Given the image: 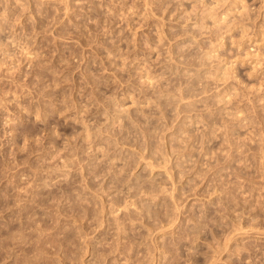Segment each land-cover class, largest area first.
<instances>
[{"label":"rangeland","instance_id":"obj_1","mask_svg":"<svg viewBox=\"0 0 264 264\" xmlns=\"http://www.w3.org/2000/svg\"><path fill=\"white\" fill-rule=\"evenodd\" d=\"M0 264H264V0H0Z\"/></svg>","mask_w":264,"mask_h":264},{"label":"bare ground","instance_id":"obj_2","mask_svg":"<svg viewBox=\"0 0 264 264\" xmlns=\"http://www.w3.org/2000/svg\"><path fill=\"white\" fill-rule=\"evenodd\" d=\"M154 1V0H153ZM96 12V11H95ZM157 27V26H156Z\"/></svg>","mask_w":264,"mask_h":264}]
</instances>
